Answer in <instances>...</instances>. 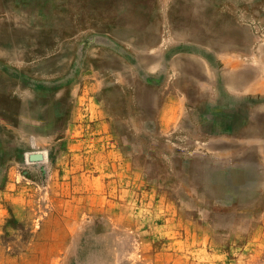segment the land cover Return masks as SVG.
<instances>
[{"label": "rangeland", "instance_id": "obj_1", "mask_svg": "<svg viewBox=\"0 0 264 264\" xmlns=\"http://www.w3.org/2000/svg\"><path fill=\"white\" fill-rule=\"evenodd\" d=\"M260 144L264 0H0L4 253L264 264Z\"/></svg>", "mask_w": 264, "mask_h": 264}, {"label": "bare ground", "instance_id": "obj_2", "mask_svg": "<svg viewBox=\"0 0 264 264\" xmlns=\"http://www.w3.org/2000/svg\"><path fill=\"white\" fill-rule=\"evenodd\" d=\"M40 1V0H39ZM178 1V0H177ZM189 1V0H188ZM27 2V1H26ZM45 2V1H44ZM51 2V1H50ZM133 2V1H132ZM243 2V1H242ZM23 3V2H22ZM94 3V2H93ZM27 4V3H26ZM44 4V3H43ZM134 4V3H133ZM248 4V3H247ZM42 5V4H40ZM178 5V4H177ZM188 5V3L186 4V6ZM179 6V5H178ZM178 6L176 7H172L171 13H172V17H173V22H174V32L177 35V37H179L180 39H185L186 41L193 43L195 41H197V37H199V35L196 33V27L192 24L191 20L187 17H183V12L182 9H180ZM215 6V4H214ZM36 7V6H35ZM44 7V6H43ZM100 7V6H99ZM184 7V6H183ZM203 7V6H202ZM137 8V7H136ZM197 8V7H196ZM51 9V8H50ZM187 9V8H186ZM138 10V9H137ZM197 10V9H196ZM202 10V9H201ZM251 10V9H250ZM255 10V9H254ZM140 11V10H139ZM191 11V9H190ZM44 12V11H43ZM116 13V12H115ZM139 13V12H138ZM207 13V12H206ZM220 13V12H219ZM187 14V13H186ZM71 15V14H70ZM182 16V17H181ZM171 17V18H172ZM18 26V25H17ZM119 27V26H118ZM18 29V28H17ZM29 31V30H28ZM26 32V31H25ZM202 32V31H201ZM111 34L113 35H117L118 33L115 31H111ZM149 35V34H148ZM151 36V35H150ZM226 36V34H225ZM200 38V37H199ZM215 38V37H213ZM210 42L211 43H215L217 44V42H215V39L213 40L212 38H210ZM136 41V40H135ZM209 41V40H208ZM137 42V41H136ZM222 43L224 42V40L221 41ZM239 42V41H238ZM114 43V42H113ZM225 44H229L228 42H226ZM116 45V44H115ZM232 45V44H231ZM234 45V44H233ZM63 46V44H62ZM149 59V58H148ZM242 60V59H241ZM235 61V60H233ZM243 62V61H242ZM232 63V62H230ZM234 64V62H233ZM232 64V65H233ZM231 77H234L235 79H238L239 81L243 80L244 78H246V74L243 75H239V74H233ZM237 80V81H238ZM108 91V90H107ZM192 105V104H191ZM262 148H264V144H260ZM218 169V168H217Z\"/></svg>", "mask_w": 264, "mask_h": 264}, {"label": "crops", "instance_id": "obj_3", "mask_svg": "<svg viewBox=\"0 0 264 264\" xmlns=\"http://www.w3.org/2000/svg\"><path fill=\"white\" fill-rule=\"evenodd\" d=\"M50 240V241H49ZM44 242H60L65 243V239H45ZM36 259L28 258V253L21 254L17 253H4V251L0 250V264H52L51 253H40ZM44 255V256H43Z\"/></svg>", "mask_w": 264, "mask_h": 264}]
</instances>
